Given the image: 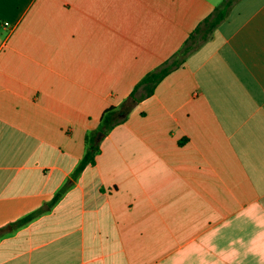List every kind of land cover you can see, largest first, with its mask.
<instances>
[{
  "label": "crops",
  "instance_id": "crops-1",
  "mask_svg": "<svg viewBox=\"0 0 264 264\" xmlns=\"http://www.w3.org/2000/svg\"><path fill=\"white\" fill-rule=\"evenodd\" d=\"M223 2L0 0V264H264V0Z\"/></svg>",
  "mask_w": 264,
  "mask_h": 264
},
{
  "label": "trees",
  "instance_id": "trees-1",
  "mask_svg": "<svg viewBox=\"0 0 264 264\" xmlns=\"http://www.w3.org/2000/svg\"><path fill=\"white\" fill-rule=\"evenodd\" d=\"M233 0H224L223 2V8L217 9L215 12H213L208 18L205 19V23L209 25V31L217 24L219 23L226 15L228 8L232 4ZM189 46L183 45L179 50H177L176 53L173 54V56L165 61L163 64H161L158 68H156L153 71L148 72L138 83L135 87H138L140 85L144 86L145 89V95H150L156 84L166 75L168 74L173 68L178 66L185 54L187 53ZM132 96V95H131ZM116 107H110L104 110L99 125L97 129L94 132H89L86 135V148L85 152L77 164V166L74 169V175H77L81 172V170L89 163H93L95 159L96 152L98 151V143L97 136L100 135L103 137L108 133V131L112 128L113 125L119 123L120 120H118L114 114L116 112ZM127 111V110H125ZM64 189H60L52 198L51 203L57 201V199L61 196L62 191ZM32 215H26L24 216L20 222L25 223L31 219Z\"/></svg>",
  "mask_w": 264,
  "mask_h": 264
},
{
  "label": "built area",
  "instance_id": "built-area-1",
  "mask_svg": "<svg viewBox=\"0 0 264 264\" xmlns=\"http://www.w3.org/2000/svg\"><path fill=\"white\" fill-rule=\"evenodd\" d=\"M6 25L8 24V23H5Z\"/></svg>",
  "mask_w": 264,
  "mask_h": 264
}]
</instances>
